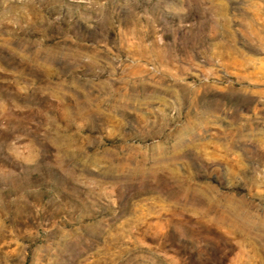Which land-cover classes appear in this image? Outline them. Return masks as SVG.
Here are the masks:
<instances>
[{
	"label": "rangeland",
	"instance_id": "374dc122",
	"mask_svg": "<svg viewBox=\"0 0 264 264\" xmlns=\"http://www.w3.org/2000/svg\"><path fill=\"white\" fill-rule=\"evenodd\" d=\"M0 264H264V0H0Z\"/></svg>",
	"mask_w": 264,
	"mask_h": 264
}]
</instances>
